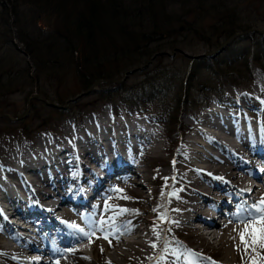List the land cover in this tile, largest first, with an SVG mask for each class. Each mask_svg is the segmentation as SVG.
I'll list each match as a JSON object with an SVG mask.
<instances>
[{
  "label": "bare ground",
  "instance_id": "6f19581e",
  "mask_svg": "<svg viewBox=\"0 0 264 264\" xmlns=\"http://www.w3.org/2000/svg\"><path fill=\"white\" fill-rule=\"evenodd\" d=\"M252 28L260 30L262 34L247 32L240 38L243 39L251 33L264 37V25ZM236 40L237 38L232 42ZM19 49L23 51V48ZM173 50L176 49L174 48ZM239 53L233 58H238ZM164 54L165 52L152 56L144 65L147 67L146 71L150 72L149 65L151 66L152 61L164 56ZM202 55H199L198 59L206 58L201 57ZM137 70L140 71L141 67L130 68L124 71L122 77L119 79L105 78L95 81L126 88L129 85L126 84L128 76H132L133 73L138 72ZM67 71L73 75V69H68ZM252 77L254 79V75ZM106 80L117 81V83L105 82ZM95 81L85 90L80 91L73 97L67 98V100L75 99L71 103H75L78 100L84 102V98L82 97L89 96L91 93L96 96L99 95L98 93L101 91L100 83H96ZM139 81V79L135 81V78L133 80V82ZM38 84L40 87L43 85L42 83ZM87 89L90 90L89 93L85 92ZM240 89L242 92H245L248 89V85L244 87V90ZM36 92L33 91L27 96V113L25 109L23 115H15L14 117L9 114H3L0 116V119L7 118L12 122L24 121L30 113L31 102H38L49 107L42 101L31 98L32 96H37L50 104L48 100ZM82 93L83 95L80 96ZM114 97L110 96V98ZM213 97L212 95H208L205 98L199 96L196 99V106H194L192 101L187 100V103L193 105L192 108L187 107V104L184 102L186 105L182 106L186 112H193V109L199 107V111L205 113L213 103L217 109H211L207 114L204 115L203 113V117L200 118L199 116L197 118L201 126L194 125L192 127L190 136L185 139L184 146L173 153L174 160L171 162L163 160L164 165L168 168L159 171V173L163 175L162 179L170 180V178H173L175 182L177 180L178 183L186 185V187L175 191L168 188L167 194L170 202L166 207V222L174 228H183L185 232L198 236L200 241L207 245L219 247L224 259V263L219 264H228L234 254V249L241 242L239 233L245 227L241 221L246 219L248 215V211L245 209L246 205L243 203L245 201L243 197L255 192L257 184H255L254 180H258L259 182V174L264 172V123L259 122H264V118L261 120L255 118L256 122L253 125H248L247 122H244L241 129L238 130L233 126L237 122L247 120L243 116L247 112L240 111L239 109L237 113L229 111L231 107L223 104L220 97H214L216 100L211 102ZM99 99L101 101L105 100L102 96ZM198 99H202L201 102H198ZM177 104L179 105V103H169V108L172 109L173 105ZM243 104H245V100ZM105 105L111 107V113L115 111L114 116L117 119L126 118L128 120L132 118L129 120L131 122L110 120L109 117H100L96 121L83 116V126L86 125L87 128L81 127L79 135L71 132L69 139L71 143L68 142L67 137H62L63 141H61L66 142L67 146L62 145L61 141L54 142L55 145L49 144L40 138L37 151H17L9 156L10 162L5 160L0 161L2 164L0 167L2 172L0 171V174L2 173L3 177L10 178L13 171L9 168V165L12 162L13 165H17L19 172L26 178L25 183L27 185L22 184L18 188L20 192L16 194L21 199L15 201L10 196V204L22 203V198L27 196V194L31 199L44 203V212L52 221L50 224L43 222L38 231L41 232L54 225L53 219H65L67 216L73 225L81 226L84 223L88 233H93L91 242L87 237H79L75 241L68 242L66 245H52L50 248H47V238L43 236V233L33 236L30 241H25L11 235L8 231L11 228H7V224L3 225L0 223V252L3 251L6 254L14 256L16 264H86L84 261H88V264L161 263L155 261V257L160 258V246H165L164 236H162L163 228L159 227L160 230L158 231L150 230L145 227L146 223L143 219H141V222L139 218H134V215L131 213H125L123 216L113 215L108 214L106 209L96 213L89 206L88 209L90 211L86 209L84 213L77 215L82 209L78 208L75 211L72 208L73 206H76V208L80 207V205L85 206L86 202L88 203L87 199L90 198L88 196L90 192L94 194L101 190L103 179L100 176L103 175V172L100 169H98L99 171L93 170L92 165L96 168L100 163L113 162L110 165V176L116 171H122L126 174L115 182H110L111 185L117 187L121 186V184H126L123 187H130L143 175L140 168L141 165L136 163L137 158L152 157L154 154L158 155L161 150L159 140L157 139L158 136L148 127L158 124L151 118L158 110L150 111V113L148 111L140 112L137 110L126 111L123 110L125 108L123 105L110 106L106 103ZM236 107L238 108V105ZM83 114L85 113L83 112ZM136 115H145L155 123L153 121L148 123L144 117H139L138 119ZM193 116L196 117L195 113ZM9 128L6 127L3 130ZM184 128L185 132H181L183 135L189 130L187 127ZM181 138L179 137L178 143L181 142ZM50 148H54L55 150L52 163L37 168L34 162L39 160L40 156H43L45 152H49ZM160 159L161 157L157 161ZM86 164L91 165V167L89 168ZM97 172H99V176ZM15 175L20 178L16 172ZM259 184L263 183L260 181ZM258 187L261 186L259 185ZM135 191L140 193L139 189ZM211 194L220 196V201L212 202L210 200L213 198ZM0 195L6 198L9 197L8 189L3 185H0ZM262 197H264V185L262 186V192L251 203V208L249 207L248 209H252V205L259 203ZM231 198L232 206L228 204ZM5 205L4 201H0V206L4 207ZM23 206L25 209L28 208V204H24ZM63 211H65L66 216ZM252 211L254 212V209ZM9 220L13 222L15 219L13 216H10ZM194 220L199 222L198 228L201 227L200 224L202 225L200 230L192 228L191 223ZM217 220H222L220 226H218ZM102 221L104 223H101ZM104 235H108L109 239L97 238ZM178 243L177 250H179L178 248H182V244ZM87 244L90 245V249L94 254L93 258H88L85 253ZM152 244H155L156 247L153 248ZM185 246L188 252H190L191 258L196 260L198 257L196 249L192 247L191 243ZM175 251L174 249L166 251L167 255H175L171 260L172 264H191L185 252L178 254L180 256L177 257Z\"/></svg>",
  "mask_w": 264,
  "mask_h": 264
},
{
  "label": "trees",
  "instance_id": "16d2710c",
  "mask_svg": "<svg viewBox=\"0 0 264 264\" xmlns=\"http://www.w3.org/2000/svg\"><path fill=\"white\" fill-rule=\"evenodd\" d=\"M242 10H249V13L253 10L254 16L264 15V0H0V116L8 114V99L18 92L27 97L36 88L37 94L51 101L48 92L57 95L55 83L68 69H73L72 77L77 83L70 98L97 79L121 78L124 71L132 68L130 65L141 61L142 57L147 63L152 56L177 48L176 45L180 46L188 36L192 41L202 42L204 49L210 51L236 32L259 27L258 21ZM9 26L14 27L16 40L24 44L23 51L13 42ZM242 40L245 45L239 58L234 62L219 60L214 64L211 75L219 79L218 90L226 85L237 87L227 81V72L233 67L242 68L240 73L243 66L246 68L243 90L252 82L254 68L264 73V37L251 33ZM233 57L236 56L231 57L229 53L223 59ZM240 58H244L243 61ZM168 74L173 75L171 70H158L154 75L149 71L137 72L135 80L141 82H133L126 88L101 84L100 87L104 88L99 95L92 94L95 99L87 104H98L102 96L110 106L123 105L126 111L149 113L147 108L158 104L154 117L163 130L166 145L175 147L182 137L181 131L185 132L181 129L183 126L176 125L172 114L179 105L170 109L166 103L164 110L159 105L168 92ZM38 83L43 85L40 87ZM201 92L217 97L206 87L202 90L196 87L195 93ZM63 101L62 98L53 100L59 105ZM186 104L193 107L191 103ZM41 106L56 114H65L61 110ZM70 106L77 109L81 119L83 102L77 101ZM33 114L30 111L28 116L33 120L29 126L34 127L38 115L33 117ZM49 125L47 118L38 124L39 128ZM0 126H20L27 139L33 133L32 128L26 129L22 122H12L7 118L0 119ZM138 208L148 214L145 209ZM147 218L157 221L156 217ZM161 228L165 234L163 250H166L171 240L170 230L163 222Z\"/></svg>",
  "mask_w": 264,
  "mask_h": 264
},
{
  "label": "rangeland",
  "instance_id": "374dc122",
  "mask_svg": "<svg viewBox=\"0 0 264 264\" xmlns=\"http://www.w3.org/2000/svg\"><path fill=\"white\" fill-rule=\"evenodd\" d=\"M242 12L244 14H250L251 16H253L254 19L259 21L258 25L260 27L264 25L263 24L264 21H262L264 20V15H261L259 13L260 14L259 16H254L253 10H251V13H249V10H242ZM6 16L8 17V15ZM243 21H247V20L243 19ZM9 32L12 34V37L14 39L13 42H15L16 46L19 48H23L24 44L16 40V36H15L16 32H15L14 27L12 28L9 26ZM184 35L180 36V39L178 40L179 43L183 40ZM189 38L191 37L188 36L187 39H184L182 43L180 44V46L178 44L176 45L177 48L175 49L179 51H176L173 49H170V50L167 49L164 51L165 52L164 56L154 59L151 63L152 66L149 65L151 75L158 73V70H162L166 72L171 70V72L173 73V75L168 74L167 76V79L169 78V80H168V86L166 89L167 91L169 90V92H166L162 102H160L159 105H160V108L164 110L163 105H165L166 103H171L172 101L179 103V108L176 110L174 109L172 110V114L175 117L176 125L181 126V127L183 126L181 128L182 130H185L184 127L189 128V130L184 135L181 134V136L183 137L181 138L180 144L178 143L175 147L169 148L164 141L163 130L159 127V125L155 124V125L148 126L151 129H153L156 133V136H158L157 139L159 140V145L161 147V150L159 151L158 155L156 154L152 155L153 158L148 157V156L145 157L144 159L137 158L138 160H136V163H139L141 165L140 168L143 174L141 177L142 179L139 178L137 182L132 184V186L130 187L128 186L123 187V185H126V184H121V186L116 187L114 185H110V182H115L119 178L104 177L103 178L104 181H102V184H101L102 185L101 190H99V192L94 193V194H91L90 192V194L88 195L90 196V198L87 199L89 204L86 202L85 206L80 205V207H77V208L75 207L76 209L72 207L71 205V207L75 211L78 208L80 210L82 209L81 211H79L77 215H81V213H84L86 209L87 211H90L88 209L89 206L92 207L96 213H98L99 211L103 209H106V211H108V214L110 213L113 215L123 216L125 213H131L132 215H134V218H139L140 220L143 219V221L146 223L145 224L146 226L145 225L144 226L147 227L148 229L155 230V231L160 230L161 227L159 228L158 226L159 224L158 223L153 224L150 221V218L148 221L147 215L153 218V217H157L156 215L159 214L160 217H158L157 219L158 221L162 220L161 217L166 218V212H167L166 207L170 202V199L168 198V194H167L169 191L168 188H170L172 191H175L179 188L186 187L184 183H178L177 180L175 182L173 178H170V180L162 179L163 175L159 173V171L168 168L167 166L164 165L163 160H167L169 162L174 160L173 153L176 150L184 146L185 139H187V137L190 136V131L192 127H194V125L201 126L197 118L199 116L200 118L203 117L204 112L201 113L199 111L200 109L199 107L196 109H193V112L195 113V116H196L194 117L192 111L186 112L185 108L182 106V105H186L183 102L185 101V99L188 101H192L194 106H196L195 105L196 99L199 96H202L204 98L208 96V93H204V92L195 93L196 87L201 88V90L205 87L210 89L215 96H217L218 98L220 97V100L223 104H226L227 106L231 107L229 111H233L237 113L239 109L240 111L247 112V114H249V117L248 118L245 117V118L248 121L247 122L248 125H253L256 122L255 118H258V120H261L264 118V110H263L264 109V73L261 70H259L258 68H255V72L253 73L254 75L253 82L251 83V85H248V89L245 92H242L240 89L243 87L242 85H244L243 79L247 77L245 66H243L242 73H240V69L242 68H238V67H233L232 69H229L227 72V75H228L227 81H230L231 83L235 84L237 87H234V86L230 87L226 85V86H223L221 90H218L217 86L220 84L218 82L219 79L215 78L214 75H211V73L213 72V69L215 68L214 64L219 62V60L222 61L225 56L229 55V53H231V57L232 55L236 56L243 49L245 45L244 40H242L241 38H238L237 42L236 41L232 42V44H230L227 47V49L224 50V52L221 54L218 53V54H215L214 56L206 57L205 59H198L199 55L207 53V49H204L202 42L196 41V40L192 41V39H189ZM235 42L236 44H233ZM235 59L237 58H231L229 60H223V61L234 62ZM240 61H243L242 58H240ZM145 64H146V59L142 57L141 61L136 62L135 64H132L130 66H132V68L141 67V70L140 71L137 70V71L139 73H144L147 70V67L144 66ZM65 72L66 73L64 74L63 78L58 79L55 83L56 84L55 86L57 89V95L55 96V95H52L50 92H48L50 95V100H51L49 102L51 103H55L53 102L54 99L58 100L61 98L64 99L63 101L64 103L67 100V98H69V95L72 94L76 89L75 79L72 77L71 74H69L70 72L68 71H65ZM136 73H133L132 76H128L126 80L127 81L126 84H132L134 78L137 76V75H134ZM156 78L159 79L160 77L157 76ZM33 81L35 83V80ZM37 85L40 86L39 84ZM101 88H104V87L102 86ZM33 91H37V89L35 88ZM160 93L159 95L161 96ZM82 98H84V102H83L84 106L81 109V113L82 112L85 113L82 115V117L84 116V117H87L89 119H93L96 121H97V118L99 119L100 117L101 118L109 117L110 120L115 119L119 121L123 120V122H131L129 120L132 118H129L128 120L126 118L117 119L114 116V114L111 113V107L105 105V101L103 102L101 101L98 104L96 102L95 104L91 106L90 104H87V103H90V101L92 103V101L95 99L92 96V93L89 94V96L82 97ZM26 99L27 97H25L23 94L20 95V92L15 93L14 95L10 96V98L8 99V109H7L8 114H11V115L15 114L16 116L23 115L26 109ZM211 100L209 101L214 102V100L216 99H214L213 97V99ZM244 100H245V104H243ZM41 105L42 104L38 102H34V103L31 102L30 104V108H31L30 111L34 112L33 117L35 115H38L37 116L38 122L34 125V127L29 126V124L33 122V120H30L29 116L24 121H21L22 126H25L26 129L27 127L32 128L33 130V133L29 137L30 138L29 141L25 140L22 137L21 132H20L22 131V129L20 126L10 127L7 130H3L6 127L2 128V126H0V161L1 162L3 160L10 162L9 156H11L12 153H15L17 151L26 152L28 150L31 152V151L38 149V141L40 138L49 144H54V142L61 141L62 137H67L68 142L71 143V141L69 140L71 132L79 135L80 129H82L81 127L87 128L86 125L83 126L84 117L79 119V114L77 113V109L73 106H70L72 104H68L66 109L61 110L63 111V113H65L64 115H59L54 112L48 111L42 108ZM237 105H238V108L236 107ZM158 107H159L158 104L156 106L154 105V107H152L151 105V107H148L147 109L148 110L151 109L150 111L153 112V111L158 110ZM211 109H217L214 103L209 106L208 110L204 113V115L207 114V112H210ZM53 113L54 115H52ZM136 116H137L136 118L138 119L139 117H142V118L144 117V119L148 123H150V121H153V120H155V122L158 123V121L154 117L155 114H153L151 117L153 120L148 119V117H146L145 115H140V116L136 115ZM44 118H47V124H50V125L47 127L39 128L38 124H40V122ZM259 122L264 123L261 121ZM4 132H7V133H4ZM62 143H63L62 145L64 146L68 145L66 142H62ZM50 149H49V152H45L43 156H40L39 160L34 162L36 164V167L39 166L38 163H40V165L43 164L45 166H47V164L50 165L52 163L53 155L51 151L54 154L55 150L53 148V150L50 151ZM160 157L161 159L157 161V159H159ZM1 162H0V167L2 165ZM111 163L113 162H108L105 164L100 163V164L101 166H110ZM86 165L88 167H91V165L89 166V164H86ZM9 166H10L9 168L13 171L12 174L10 175V178L6 176L3 177L2 173L0 175L4 178V180L7 183L12 182L13 185H16V186L21 185L18 179V176L15 175V172L17 173L19 171L17 165L15 166L11 162ZM92 168H95V166ZM95 169L98 170L97 167ZM107 176H110V175H107ZM137 189H139L140 193H137L135 191ZM261 191L262 189L259 188V190L257 191L258 195ZM135 197L136 199H138L139 204L144 207L143 209H145V211L148 213L147 215L143 214L144 212L143 213L139 212L136 209ZM211 197H213L214 202L220 201V196H218L217 194H211ZM160 198H162L161 201H160ZM152 200L154 201L152 202ZM159 202L161 203L160 205H162V208L158 213L154 214L153 211H155L158 208L157 206L159 205ZM121 209H127L128 211L123 212L122 214H119ZM63 213L66 215L65 211H63ZM217 221H218V226H220L222 220H217ZM164 223L166 224V221H164ZM82 227L84 226L82 225ZM168 228L171 229V232L173 233V237H176V235L179 234V239L177 241L176 240L174 241L176 245H174V248L173 247L170 248V250L171 249L176 250L175 254L177 255V257L180 256L178 254L185 252V254H187L189 257V261L192 264L191 254L190 252H188L185 246L191 243L192 247L196 249V252L198 253V255L200 254V258H201L200 264H219L221 262L224 263L223 253L219 247L217 246L213 247V245H207L206 243L201 242L198 236L192 235L190 234V232H185L183 228H174L170 226L169 224H168ZM81 230H82V233H81L82 236L87 237L85 233H88V230H86L85 227L84 229H81ZM180 235L182 236L180 237ZM0 236H1V230H0ZM162 236H165L164 231H163ZM245 238L246 240H248L247 236ZM163 240H164V237H163ZM182 241L184 242V244ZM178 242L182 244V248H178L179 250H177ZM233 252L234 254L230 258L228 264H252L253 261H255V264H259L262 262L264 263V247H261L259 243H257V245L253 247L251 244V241L248 240V248L245 249L244 244L240 242L239 245L236 246ZM2 254L8 255V256L10 255L8 253L6 254V252H3V251L0 252V255ZM169 256L170 255L165 254V255H161L160 258L155 257V261H158L159 263L161 262L160 264H169V263L172 264L171 260L172 258L175 257V255L170 256V257ZM208 256L211 257L212 259L208 258ZM93 257H94V254L90 256V258H93ZM84 263L88 264V261H84Z\"/></svg>",
  "mask_w": 264,
  "mask_h": 264
},
{
  "label": "snow or ice",
  "instance_id": "6c2138e0",
  "mask_svg": "<svg viewBox=\"0 0 264 264\" xmlns=\"http://www.w3.org/2000/svg\"><path fill=\"white\" fill-rule=\"evenodd\" d=\"M247 208V206H245ZM254 209V212L252 211ZM252 209L248 210L247 218L241 221L244 223L245 227L244 229L239 233L241 243L244 244L245 249L248 248V240L251 241V244L253 247L259 243L261 247H264V197L261 198L260 202L257 204L252 205ZM128 211L127 209H121L119 214H122L123 212ZM239 215V214H238ZM163 219V217H161ZM101 223H104L103 221ZM75 227V225H73ZM82 231V230H80ZM89 241L91 242L93 233H85ZM248 240H246V237ZM105 240L109 239L108 235H104L102 237ZM111 243V241H109ZM153 248L156 247L155 244L151 245ZM103 251V249H101ZM252 264H255V261L252 262Z\"/></svg>",
  "mask_w": 264,
  "mask_h": 264
},
{
  "label": "water",
  "instance_id": "95a60500",
  "mask_svg": "<svg viewBox=\"0 0 264 264\" xmlns=\"http://www.w3.org/2000/svg\"><path fill=\"white\" fill-rule=\"evenodd\" d=\"M247 32H254V33H257V34H262V32H260V30L255 29V28L249 29V30H247L246 32H243V31H242V32L234 33V34L230 35V36L225 40L224 43L220 44L219 46H217V47H216L215 49H213L212 51H210V52H208V53H206V54H203L201 57L214 56L215 54L220 53L221 51L224 50V48H225L230 42H232V41H233L234 39H236V38H240L241 36L245 35ZM95 82H96V83H101L100 81H99V82L95 81ZM105 82L117 83V81H111V80H106ZM85 92L89 93L90 90L87 89ZM82 95H83V93H82L80 96H82ZM31 98H34V99L39 100V101H42L45 105H47V106H49V107H52V108H61V109L64 108V106H63V107H59V106H57V105H55V104H49L48 102H46L45 100H42L41 98H39V97H37V96H32ZM76 98H77V97H76ZM74 100H75V99L67 100L66 103H67V102L74 101ZM27 104H28V101H27ZM27 111H28V106L26 107V113H27Z\"/></svg>",
  "mask_w": 264,
  "mask_h": 264
}]
</instances>
